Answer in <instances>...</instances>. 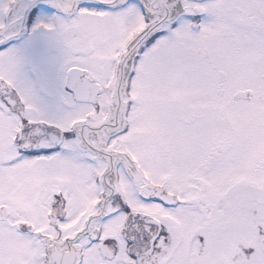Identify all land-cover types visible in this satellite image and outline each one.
I'll list each match as a JSON object with an SVG mask.
<instances>
[{
	"label": "snow or ice",
	"instance_id": "obj_1",
	"mask_svg": "<svg viewBox=\"0 0 264 264\" xmlns=\"http://www.w3.org/2000/svg\"><path fill=\"white\" fill-rule=\"evenodd\" d=\"M0 264H264V0H0Z\"/></svg>",
	"mask_w": 264,
	"mask_h": 264
}]
</instances>
